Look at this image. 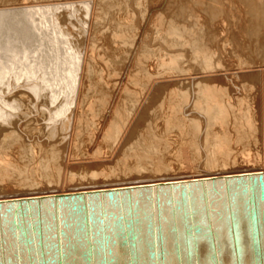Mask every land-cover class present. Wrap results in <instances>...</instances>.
Instances as JSON below:
<instances>
[{
	"label": "bare ground",
	"instance_id": "6f19581e",
	"mask_svg": "<svg viewBox=\"0 0 264 264\" xmlns=\"http://www.w3.org/2000/svg\"><path fill=\"white\" fill-rule=\"evenodd\" d=\"M2 1L0 140L28 156L1 148L0 183L18 170L28 190L0 194V264H264V165L232 151L257 128L247 104L264 47L216 51L203 26L158 13L160 0ZM241 2L264 14V0ZM156 105L162 132L146 125L127 147ZM19 120L27 134L50 126L49 141L24 146ZM97 144L111 156L97 147L92 162L123 151L124 166L73 171Z\"/></svg>",
	"mask_w": 264,
	"mask_h": 264
},
{
	"label": "rangeland",
	"instance_id": "374dc122",
	"mask_svg": "<svg viewBox=\"0 0 264 264\" xmlns=\"http://www.w3.org/2000/svg\"><path fill=\"white\" fill-rule=\"evenodd\" d=\"M7 1H10V0H7ZM7 1L3 0L2 2H7ZM234 1H236V2H234ZM239 2H240V0L239 1L238 0H218V7H217L214 4H212V2L210 0H160V3L162 5L159 6V9L157 11H158V13L162 12L167 17H172L174 19H178L182 23L189 25V27L196 26L197 25L196 23H198L200 26H203V31L206 35L210 34L212 36V38L218 39L219 43L212 46V49H215L216 51L224 49L223 47H226L227 49L233 50L235 45L239 47V43H242V44H247V43L249 44L250 43L252 46H254V48H253L254 50H256L255 48H258L259 45H262L264 47V25L262 24V22L260 23V20L262 19L261 17H263L264 14L259 13L261 6L259 8V11H257L256 9H254V10H253V8L251 9L248 4L245 5L242 2L241 3H239ZM215 7L218 9V12L221 14L220 15L221 17L219 19H216V20L214 19L213 14H212L214 12ZM252 10H253V12H252ZM256 11H257V14H256ZM254 14H256V15H254ZM156 15L153 17L154 19L152 18L153 20L151 19L150 23L147 25V32L148 33H152V32L154 33V31H155L154 25H155V21H156L155 20ZM66 16H67V18H69V16L67 14H66ZM256 16H257V18H256ZM249 18L252 19V21L251 20L248 21ZM253 18H254V21H253ZM255 18L256 19L259 18V20L255 21ZM120 20L122 23H124V19L122 17ZM137 20L134 21L136 23V26L137 27L142 26L144 21H142V20L137 21ZM263 20H264V17H263L262 21ZM112 22L114 23L115 21H112ZM117 22H118V20H117ZM139 22H141V24ZM249 22H251V23H249ZM252 22H253V25H252ZM252 26H254V28L255 27H257V28L254 30V29H252L253 28ZM260 26H261V28H258ZM251 29L253 31H251ZM258 29H260V30H258ZM238 52L243 54L240 49ZM226 54H228V53H226ZM216 59H220L222 61L221 62L222 64L223 63H229L230 64V63L234 62V61H232L234 58L232 60H229L228 56H227V58L224 57V54H223V56L217 55ZM123 70H121V71H123ZM135 72H136L135 64L131 62V65L129 66L128 70H126V74H125L126 75V78H125L126 84L128 83V85H130L132 83V81L130 82L131 79L129 77L132 78V74H134ZM263 84L264 83L262 81H256L255 82V90H256L255 95L257 96L256 99L257 98L258 99L257 100L251 99V100H249L250 102H248V104L246 103L247 105L250 104V106H249V109H251V110H249L250 116H251V118L253 117L252 121L254 122V125L257 128L251 134L252 136L251 135L248 136L249 138L247 136H246L247 138L245 137V139H244L245 141L237 142V144L235 142L232 145L233 146L232 148H234L232 151L235 155H237V157L240 158V160L242 159L241 158L242 156L244 157V156H250L251 155V157L254 160H256V162L254 161V163L259 162V163L264 165V142H263L264 141V136H263L264 135V129H263L264 128V117H263L264 116V111H263L264 110V103H263L264 102V93L262 92L263 91V87H262ZM21 89L24 90V88H21ZM18 90H20V89H18ZM261 94H263V95H261ZM261 97H262V99H261ZM123 100L118 104L119 105L118 108L119 109L121 108V110L124 109V107L126 106V105H124ZM258 101H259V103H258ZM256 103H257V105H256ZM155 107H157V108H155ZM158 108H159L158 105L150 107L146 113V117L141 120V123H140L141 125H138V126H135L136 124L133 125L135 127L132 128V129H134L133 132L131 130V136L129 137V135H130L129 132L126 133L127 135L124 136L126 139L125 138L124 139H125V142L127 143V145H126L127 147L132 145L133 143H135L137 140L141 139L144 135V131L148 130L150 127H152L150 129H152L156 132H159V131L162 132V124L164 122V118H163L164 115L163 114H165V113L164 112L161 113V111H158L159 110ZM244 110H247V108H245ZM32 115H34V114H32ZM16 119H19V117ZM110 120H112V119H110ZM24 121L25 120H19L17 128H16L18 133L21 135V138L23 139L24 146H30L32 143L35 144L36 142H39V141H41L40 143H44L46 141H49L48 130H49L50 126L48 127V125H47L45 128H42L41 131L38 130L34 134H30V133L27 134V132L23 128ZM45 123H46V121L41 120V122L39 124L44 125ZM158 123H159V125H158ZM160 123H161V125H160ZM7 124L8 123H5L6 126H7ZM146 125L150 126V127H147ZM20 128H22V129L20 130ZM106 128H108V126H106ZM106 128H104V130ZM231 134L234 135L235 132L232 130ZM127 136H128V138H127ZM57 137L58 136H56V138ZM60 137H62V139H63L60 144H64L67 141V139L69 138V137L63 138V136H60ZM0 138L2 139L3 136L1 135ZM101 139L102 138H100L99 141H101ZM0 143H2V144H0V149L2 148L3 151H5V150L7 151V149H8L7 153L10 154L9 155L10 158H15L16 157L15 155H19V152H20L19 156H23L24 160H25L26 156H28V152H26V150H25V153H24V150H22L23 149L22 147L18 149L14 145V146L7 148L9 145H7L6 141L1 142V140H0ZM102 146H103V148H102ZM97 147L102 153H106V151H107L108 153H106L105 155L111 156V154L109 153V149L104 144H102L101 146L100 145L98 146V144L94 145V148L88 147L87 145H83L82 151L80 152V159L81 160H77L76 161L77 163H74L75 167H76V165H77V167L74 168L73 171H76L78 173H83V172L85 173V172H91V171L103 172V170H104V172L105 171L110 172L112 170L118 171L119 169H121L124 166V163L122 161L123 160L122 159L123 158V151L121 153H119L118 156L114 154L112 156L113 158L109 159L106 162H101V163H99V161L98 162L96 161V163L94 161L92 162V160L89 159L90 158L89 156L93 155V153H96L95 151L98 150ZM86 148H88V150ZM26 149H29V148H26ZM1 150H0V152H1ZM9 150H10V152H9ZM21 151H22V153H21ZM17 152H18V154H17ZM68 152H69V150H66L65 154L68 155L69 154ZM240 154L242 155L241 157H240ZM67 155H65V157ZM86 156H87V158H86ZM254 156L256 158H254ZM262 156H263V158H262ZM260 158L263 161H261ZM88 159L92 163H89ZM25 162H24L25 164H23V165L21 164L23 167L26 164L30 163V162L27 163V161H25ZM18 163L20 164L21 161ZM94 163H95V165H94ZM92 164L94 166H91ZM199 168L201 169V168H203V166L199 167ZM12 173H13V176H11L12 178L11 177H8L7 179L5 178V180H3V182L0 183V194L1 195L3 193H4V195H13L14 192H16V191L18 192V190H28V189H22L21 186H18L19 185V184H17L18 182L15 181L18 176L20 177L19 171L18 170L13 171ZM39 174L38 173L33 174L34 180L35 179L38 181L44 180V179H41L42 175L40 176ZM29 191H31V190H29Z\"/></svg>",
	"mask_w": 264,
	"mask_h": 264
}]
</instances>
